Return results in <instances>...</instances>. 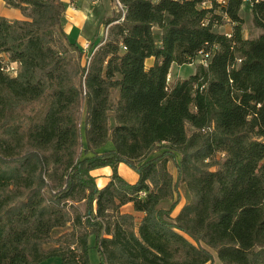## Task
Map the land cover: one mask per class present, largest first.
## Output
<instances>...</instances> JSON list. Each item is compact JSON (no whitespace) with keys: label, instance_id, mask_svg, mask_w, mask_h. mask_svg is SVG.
Returning a JSON list of instances; mask_svg holds the SVG:
<instances>
[{"label":"trees","instance_id":"obj_1","mask_svg":"<svg viewBox=\"0 0 264 264\" xmlns=\"http://www.w3.org/2000/svg\"><path fill=\"white\" fill-rule=\"evenodd\" d=\"M5 1L28 12L0 14V264H264V0H120L88 52L61 0Z\"/></svg>","mask_w":264,"mask_h":264},{"label":"rangeland","instance_id":"obj_2","mask_svg":"<svg viewBox=\"0 0 264 264\" xmlns=\"http://www.w3.org/2000/svg\"><path fill=\"white\" fill-rule=\"evenodd\" d=\"M8 4V3H7ZM9 6H11V8H17L14 7L12 5L9 4ZM19 10L23 13V17H27V12L28 10H21L19 8ZM123 11V4L120 2V0H97V6L95 7L94 10V14L91 15L90 17L87 16V21H88V26H95L96 23L100 22V26L97 25V27H100V31L98 32V37L94 38V39H90L89 41H84L85 40V32L81 29H79L80 24L82 22L81 18L77 19V23L74 24V28L72 30H68L67 35L68 38L72 41H76L80 46H84L85 50L88 52L90 50V47L93 45V42L99 41L102 38H105L107 36L108 33V28L106 26L105 23V19L116 15L120 12ZM216 12L218 14H220L221 8L218 7L216 9ZM18 13V11H17ZM65 15V14H64ZM241 15L244 17V24H243V32L245 36L248 37H254L257 36L260 33V28H258L254 21H253V17H252V13H251V8H250V4L245 1L244 5L241 8ZM15 16V15H14ZM14 16H11L12 19ZM84 21V26H85V20L84 18H82ZM76 21V20H75ZM74 21V22H75ZM232 27V23L229 19L223 17L222 19H220V21L216 22L215 24V28L219 31H226L229 30V28ZM73 54V53H70ZM6 59V57H5ZM150 61H148L149 64ZM199 64H201V60L200 58L195 59L193 62L191 63H184V64H177L174 63L172 65L171 68V72H170V79H174L176 77H186L187 75H189L190 73L196 71V69L198 68ZM118 95V91L114 90L113 95H112V99L113 102H116V98ZM113 113V112H111ZM110 123L114 124L115 123V118L114 116L110 117ZM120 168V172L125 175L129 180L134 179V175L136 174V172L127 164L125 163H121ZM168 168L171 171V173L173 174L174 177L177 176V169H176V164L174 162L173 159H170L168 161ZM128 170L131 173H128ZM92 173L96 176L97 182L98 184L101 186V184H103L104 182L106 183V180L109 179L110 175H111V168L110 167H98L96 169H94L92 171ZM190 191L187 187L186 183H181L179 185V191L173 196V197H167L165 199H163L161 201V205L164 207H169L170 204L172 203V201H174L176 198L179 199V204L176 206V208L174 209L173 213H176L178 211V209L180 208V206L188 201L190 199ZM81 205H83V202L80 203ZM123 211H127V210H131L134 212L133 209V205L132 203L126 205V207H122L121 208ZM136 212V211H135ZM136 214L140 217L142 214L139 212H136ZM73 228V224L72 222H69L65 227L63 228H59L55 231L54 235H59L61 232L64 231H70ZM80 229H83L82 226H80ZM52 244V242L48 243V245ZM90 253H91V260L93 263H96L99 259L98 257V253L96 251V249L94 247H92L90 249ZM214 260L212 262V264H222L221 260L219 259L217 252L214 251Z\"/></svg>","mask_w":264,"mask_h":264},{"label":"crops","instance_id":"obj_3","mask_svg":"<svg viewBox=\"0 0 264 264\" xmlns=\"http://www.w3.org/2000/svg\"><path fill=\"white\" fill-rule=\"evenodd\" d=\"M62 2H64L65 4V15L63 18V27L65 30V33L67 35L68 30H72L74 28V24L77 23V19L81 18L82 22L80 24L79 29L85 32V42L89 41L90 39H94L96 37H98V32L100 31V22L96 23L95 26H88V21H87V16H91L94 14V10L95 7L97 6V0H61ZM18 11V13H17ZM0 14H3L7 17H9L10 19H12L11 16H14L13 19H21V18H26L25 16L23 17V13L19 10V8H11V6H9V4H7V2L5 0H0ZM85 20V26H84V21ZM76 20V21H75ZM75 21V22H74ZM68 37V35H67ZM121 166V163H120ZM119 166V167H120ZM106 167H110V166H106ZM120 169V168H119ZM128 173H131L128 170ZM137 177V173L134 175V179L135 180ZM107 181V180H106ZM105 183V182H104ZM103 183V184H104ZM101 184V185H103ZM130 203H127L125 205H123L122 207H126V205H128ZM127 211H131V210H127ZM41 264H63L62 261L60 260V258L55 257L52 259H48L43 261Z\"/></svg>","mask_w":264,"mask_h":264},{"label":"built area","instance_id":"obj_4","mask_svg":"<svg viewBox=\"0 0 264 264\" xmlns=\"http://www.w3.org/2000/svg\"><path fill=\"white\" fill-rule=\"evenodd\" d=\"M16 68H17V63L11 62L10 64L7 65L5 70L10 73H16Z\"/></svg>","mask_w":264,"mask_h":264}]
</instances>
